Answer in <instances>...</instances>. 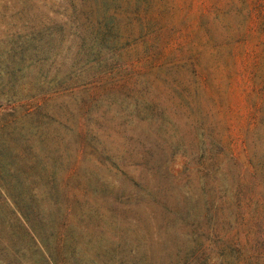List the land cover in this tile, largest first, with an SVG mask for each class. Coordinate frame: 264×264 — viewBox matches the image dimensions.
Wrapping results in <instances>:
<instances>
[{
  "label": "rangeland",
  "instance_id": "rangeland-1",
  "mask_svg": "<svg viewBox=\"0 0 264 264\" xmlns=\"http://www.w3.org/2000/svg\"><path fill=\"white\" fill-rule=\"evenodd\" d=\"M0 132L69 191L53 263L264 264V0H0Z\"/></svg>",
  "mask_w": 264,
  "mask_h": 264
},
{
  "label": "trees",
  "instance_id": "trees-1",
  "mask_svg": "<svg viewBox=\"0 0 264 264\" xmlns=\"http://www.w3.org/2000/svg\"><path fill=\"white\" fill-rule=\"evenodd\" d=\"M1 151L17 160L14 171L23 175L24 180L13 192L2 190L7 203L0 209V264H36L38 259L43 264H57L53 263L52 253L43 243V233L37 226L48 219H65L71 215L67 203L69 191L66 186L53 190L46 183L51 178L49 163L40 161L32 140L19 138L14 147L9 140L2 139ZM64 241L60 240L56 247L63 258L70 259V264H109L101 260L100 249L94 256L79 246L68 251Z\"/></svg>",
  "mask_w": 264,
  "mask_h": 264
}]
</instances>
